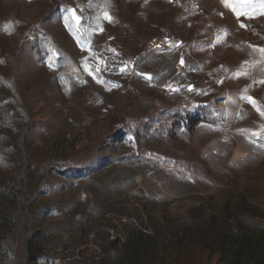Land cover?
<instances>
[{
	"label": "rangeland",
	"instance_id": "1",
	"mask_svg": "<svg viewBox=\"0 0 264 264\" xmlns=\"http://www.w3.org/2000/svg\"><path fill=\"white\" fill-rule=\"evenodd\" d=\"M253 3L0 0V264H264Z\"/></svg>",
	"mask_w": 264,
	"mask_h": 264
},
{
	"label": "snow or ice",
	"instance_id": "2",
	"mask_svg": "<svg viewBox=\"0 0 264 264\" xmlns=\"http://www.w3.org/2000/svg\"><path fill=\"white\" fill-rule=\"evenodd\" d=\"M221 2L225 5V7H228L233 12V14L237 17V19H239L241 16H245L249 19L254 18L252 13L256 12L257 5L253 3V0H221ZM258 7H259V15H264V0H260ZM71 11H72L73 19L76 20L77 24H79L80 17L76 16L75 10H71ZM104 16L105 19L111 22L112 18L107 13H105ZM241 27H246V26L241 24ZM259 51L264 53V49H259ZM181 64H183V59H181ZM49 66L52 67L51 64ZM121 70L123 71L124 69ZM247 99L249 100V102L253 104V107H256V110L260 112L262 116H264V111H261L259 109V107L256 105L255 100H253L252 97H247ZM252 135L255 136L257 134L253 133Z\"/></svg>",
	"mask_w": 264,
	"mask_h": 264
},
{
	"label": "trees",
	"instance_id": "3",
	"mask_svg": "<svg viewBox=\"0 0 264 264\" xmlns=\"http://www.w3.org/2000/svg\"><path fill=\"white\" fill-rule=\"evenodd\" d=\"M202 113V112H201ZM199 115H195V118H198L200 121H206V122H214V120L211 118V112L210 111H205L203 114V117H198ZM262 222V219H256V221H252L253 226L255 225L256 227L258 226L259 223ZM250 245V240L249 238H245L244 241L238 243L237 246V252L233 255L232 261L230 264H240V257L242 254L247 253L248 247ZM257 264V263H256Z\"/></svg>",
	"mask_w": 264,
	"mask_h": 264
}]
</instances>
